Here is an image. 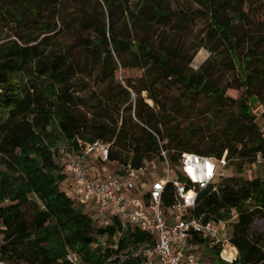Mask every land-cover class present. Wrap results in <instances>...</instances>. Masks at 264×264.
Returning <instances> with one entry per match:
<instances>
[{
    "label": "trees",
    "instance_id": "trees-1",
    "mask_svg": "<svg viewBox=\"0 0 264 264\" xmlns=\"http://www.w3.org/2000/svg\"><path fill=\"white\" fill-rule=\"evenodd\" d=\"M63 1L0 0V264H73L69 254L84 264H159L136 257L156 244L153 235L132 225L125 230L118 218L103 226L92 208L71 196L60 146L79 157L96 142L110 145L108 161H97L124 171L164 163V150L174 178L185 153L226 158L237 176L218 184L219 174L200 191L193 213L205 223L227 224L238 257L226 262L223 245L200 236L188 242L198 254L208 245L217 264H264V178L243 175L258 166L259 155L264 159V131L254 113L264 102V0H186L197 10L175 8L177 0H138L134 7L131 0H91L96 8L82 4L68 28L79 24L89 34L81 32L71 44L58 39ZM201 18L209 22L211 44L202 48L211 56L195 70L196 55L176 41ZM134 69L142 72L137 83L129 74ZM227 72L233 80L224 84ZM120 76L128 86L122 100L107 88L81 95L74 86L79 77L106 85ZM175 85L186 100L169 105L163 88ZM131 91L137 100L128 105ZM197 97L208 100L213 124L202 136L176 123V116L195 113ZM174 202L169 183L166 213ZM110 240L115 244L106 246Z\"/></svg>",
    "mask_w": 264,
    "mask_h": 264
},
{
    "label": "built area",
    "instance_id": "built-area-1",
    "mask_svg": "<svg viewBox=\"0 0 264 264\" xmlns=\"http://www.w3.org/2000/svg\"><path fill=\"white\" fill-rule=\"evenodd\" d=\"M256 115H264V102L255 108ZM110 145L96 142L88 146L82 156H70L63 163L64 170L71 178L73 187L82 200V204L91 205L96 210V218L103 226H108L113 218H118L126 230L129 225L154 236L156 244L143 249L136 257L144 255L155 259L159 264H207L199 261L198 247L189 244V239L200 236L212 246L223 245V254L230 245L229 239L221 238L220 224L205 223L197 218L193 211L197 206L201 190L207 189L218 178L221 169L228 161L202 157L185 153L176 177L172 170L167 152L162 150L164 163L168 168L165 178H148L151 162L140 169H126L123 174H108L93 179L88 159L95 156L96 161H108ZM256 164L262 166L264 159L258 156ZM151 180L150 188L148 181ZM172 183L175 187V202L169 213L165 212L163 197L166 186ZM143 195L140 198V195ZM147 195V197H146ZM237 253V249H233ZM238 255V254H237ZM233 260H227L233 263ZM68 260L79 264V258L68 255Z\"/></svg>",
    "mask_w": 264,
    "mask_h": 264
},
{
    "label": "rangeland",
    "instance_id": "rangeland-1",
    "mask_svg": "<svg viewBox=\"0 0 264 264\" xmlns=\"http://www.w3.org/2000/svg\"><path fill=\"white\" fill-rule=\"evenodd\" d=\"M138 0H131L132 2V7L136 5V2ZM82 4L85 5L87 9L93 10L96 8L95 4L93 1L88 0V1H82V0H64L63 3L61 4L60 7V13H59V22H60V34L58 35V39H64L68 44H71L75 42L76 37L82 32L81 29L78 30V26L74 27L72 30L68 29L69 27L73 26L75 23V17L78 16L80 13L83 12V7ZM179 4H184L186 7H191L194 10H197L200 8L197 3H190L186 0H177L175 1L174 7L177 8ZM62 20H70V23L68 25L62 22ZM210 26L209 22L206 19H199L196 21L195 24H192L191 27L185 32L183 36H180L179 39L176 41V44L178 45L179 49L182 52L187 53L188 55H196L193 61V64L191 67L195 70H198L202 64L211 56L210 52H208L206 49L202 48L204 44L210 45L209 39L206 38V33L208 32ZM89 33H85V35H88ZM129 74H131V77L134 79V83H137L140 76H142V72L139 71L138 69L132 70ZM222 80L224 84H226L229 81L233 80V77L231 74L228 72L226 73L225 76L222 77ZM74 86L77 91L81 95H84L85 93L84 90H87L88 92H92L95 90H100L103 88H107V92L110 94H113L114 96H117L119 100H122L126 97V94L124 93L123 90H128L127 83L123 81V78L120 76L118 80H115L114 82H111V84H101L99 81L96 79H84L82 77H79L75 80ZM167 98H168V104H172L175 102H180L184 103L186 100V95L181 87L175 86H170L168 88H163ZM229 94L231 96H236L238 97L240 95L239 91H234L230 90ZM143 98L145 101L150 105L154 106V103L149 100L148 95L146 93L143 94ZM137 100V95L131 91V99L129 100L128 105L131 102H135ZM121 103V102H120ZM197 107L195 113L190 115V118H183L180 116H176L177 120L176 123L177 125L180 126L181 130H184L188 126H193L194 128L197 129V133L199 136H202L204 133L207 134L210 132L211 128H213V124L211 123L210 117L205 113L206 108L208 106V100L206 98H201L197 97ZM157 111H159L158 108H156ZM257 122L264 131V115L262 113L257 115ZM176 125V124H175ZM210 129V130H209ZM220 127H217V130H219ZM60 150L63 152L65 155V158H69L71 155L68 152V149L66 146L61 145ZM96 156V155H95ZM105 164V163H104ZM102 169V176H106L108 174H116V170L120 169V166L115 163H106L103 165ZM176 168L172 169V174L171 177L174 178L175 176V171ZM149 171V176L148 178H153L156 176L157 178H165L167 176L168 168L165 163L161 162L160 160H154L151 162V165L148 168ZM104 172V173H103ZM92 177L96 176V172H91ZM247 179L259 177V178H264V165L259 167L256 165H251L250 167H247L246 170L244 171L243 174ZM237 176V170L235 166H226L225 168L221 169L220 176L217 180V183L219 184L221 182L222 178H229ZM75 200H77V204L81 203L82 200L78 195L73 196L71 195ZM142 194L139 196L142 198ZM88 207L91 208V205H88ZM92 214L94 217H96V210L92 211ZM221 228V238L222 239H229L232 236V229L227 225V224H220ZM116 240H110L108 243L106 242V246H111L114 245ZM202 247L208 248V245H204ZM201 247V248H202ZM234 248V246L232 245ZM205 248V249H206ZM233 248H231V251L234 253ZM203 251L202 249H200ZM207 250H210V253H208L205 256V259L207 261H210L211 264H217V256L214 251H211L210 248ZM206 250V251H207ZM200 251V252H201ZM226 250L225 252H227ZM223 258L227 260H233L227 258L225 254H223ZM223 259V260H225ZM228 262V261H226ZM229 263V262H228ZM79 264H84L82 261L79 262Z\"/></svg>",
    "mask_w": 264,
    "mask_h": 264
},
{
    "label": "crops",
    "instance_id": "crops-1",
    "mask_svg": "<svg viewBox=\"0 0 264 264\" xmlns=\"http://www.w3.org/2000/svg\"><path fill=\"white\" fill-rule=\"evenodd\" d=\"M88 163H89V165L90 166H93V170L96 172V176L95 177H93V179H95V178H98V177H100L101 175H102V169H101V167L103 168V165H105V164H100L98 161H96V158H95V156H91L88 160ZM124 170L122 169V168H120L119 170H116L115 172L116 173H118V174H123L124 172H123ZM104 173V172H103ZM149 183H148V188H150V184H151V180H149L148 181ZM69 189H70V194L72 195L73 194V196H74V194L75 195H78V193H77V191L74 189V187L73 186H71V188L69 187ZM196 247V246H195ZM227 248H229V249H231V248H233L232 247V245L230 244L229 246H227L226 247V250H227ZM198 249V248H197ZM204 249V250H203ZM203 251L204 252H199L200 254V258H203V261H205L206 263H208V264H211L210 263V261H207L206 259H205V257H203V254L206 252V249H205V247H203ZM234 249V248H233ZM232 252V251H231ZM238 251H237V253L234 251V258L235 257H238Z\"/></svg>",
    "mask_w": 264,
    "mask_h": 264
}]
</instances>
